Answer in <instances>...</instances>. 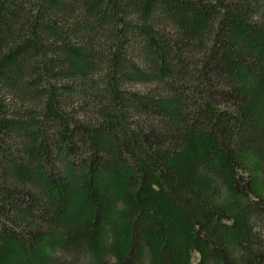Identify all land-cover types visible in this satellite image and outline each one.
I'll list each match as a JSON object with an SVG mask.
<instances>
[{"label":"trees","instance_id":"trees-1","mask_svg":"<svg viewBox=\"0 0 264 264\" xmlns=\"http://www.w3.org/2000/svg\"><path fill=\"white\" fill-rule=\"evenodd\" d=\"M194 253L264 264V0H0V263Z\"/></svg>","mask_w":264,"mask_h":264},{"label":"rangeland","instance_id":"rangeland-1","mask_svg":"<svg viewBox=\"0 0 264 264\" xmlns=\"http://www.w3.org/2000/svg\"><path fill=\"white\" fill-rule=\"evenodd\" d=\"M197 162V157L196 155H194L193 153L189 152L187 153L179 162V166L180 168L184 169V170H191L195 168ZM76 232V231H75ZM60 233H56V235L59 236ZM65 236H69V233H67ZM197 259V254H193V264H195ZM65 261L70 264H87L89 262L88 258L86 256H80L78 258H76V260H72L70 256L65 257ZM108 261L110 263L114 262V258L110 255L108 256ZM17 260L14 257H10L7 256V260L4 261V263H0V264H17Z\"/></svg>","mask_w":264,"mask_h":264}]
</instances>
